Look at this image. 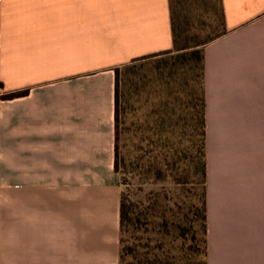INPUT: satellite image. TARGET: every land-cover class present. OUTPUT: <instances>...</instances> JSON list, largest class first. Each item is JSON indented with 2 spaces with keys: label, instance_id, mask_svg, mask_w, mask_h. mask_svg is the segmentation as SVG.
<instances>
[{
  "label": "crops",
  "instance_id": "0c3cea01",
  "mask_svg": "<svg viewBox=\"0 0 264 264\" xmlns=\"http://www.w3.org/2000/svg\"><path fill=\"white\" fill-rule=\"evenodd\" d=\"M221 6L207 264H264V0ZM172 46L169 0H0V264L118 263L115 68Z\"/></svg>",
  "mask_w": 264,
  "mask_h": 264
},
{
  "label": "trees",
  "instance_id": "16d2710c",
  "mask_svg": "<svg viewBox=\"0 0 264 264\" xmlns=\"http://www.w3.org/2000/svg\"><path fill=\"white\" fill-rule=\"evenodd\" d=\"M169 3L173 35L172 48L133 59L115 68L114 169L119 174L120 186L119 261L117 264H207L204 46L224 32L223 11L220 0L222 29L215 36L203 43L180 45L173 4L171 0ZM158 54L172 55V58L188 56L189 69L195 71L191 78L194 86L190 92V98L182 106L181 102L176 100L177 103L179 102V107H169L171 102L162 101L160 109L154 110V117L157 116V118L153 120L152 125L147 123L136 127L141 132L137 148H121L123 107L120 102L122 93L120 85H125L126 80L134 86L135 79L140 78L138 74L140 67L135 64ZM6 97V94L2 95V98ZM170 115L171 117L176 115L174 126L179 121L189 118L193 127L192 131H195L191 137L193 144L191 146L194 150L191 157L186 152L187 146H183V134L173 137L164 134L163 127L166 122L172 123ZM143 142L146 143V148H143ZM165 179H173L176 186L175 191L179 195L172 203L166 195L168 192L165 188L157 190L155 186V189L151 188L147 191V185H156ZM186 183L190 184L192 189L187 200L184 196L185 188L184 192L181 191L182 195L179 192ZM186 203L190 206L192 213L190 228L192 239L195 241L197 235L202 234L201 242L204 245L202 261L197 259L198 249L195 248V244L190 248L181 247L177 250L168 248L169 246L163 249L161 246L150 247L146 243L139 244L138 241L142 238V234L157 231L156 228L168 230L169 226L179 224L182 219L186 221V214H182L183 205ZM160 232L157 231L159 234ZM126 234H129L128 238ZM129 238L134 241L135 247L128 244ZM139 246H149L150 249L148 252H139L136 248ZM149 255H152L151 258Z\"/></svg>",
  "mask_w": 264,
  "mask_h": 264
},
{
  "label": "rangeland",
  "instance_id": "374dc122",
  "mask_svg": "<svg viewBox=\"0 0 264 264\" xmlns=\"http://www.w3.org/2000/svg\"><path fill=\"white\" fill-rule=\"evenodd\" d=\"M171 2L173 4L175 25L180 45H191L196 42L203 43L215 36L222 29L220 0H171ZM201 46L203 47V44ZM187 58L188 56L172 58V55L158 54L138 61L135 64L140 67L138 73L140 78L135 79L134 86L126 80L124 82L125 85H120V89L122 90L120 102L123 107L121 117L123 119L121 148H137L141 132L136 127L141 124L146 125L147 123L152 125L153 120L157 118V116L154 117V110L160 109L162 101L171 102V104L169 103V107H179V102H181L182 106L189 100L190 92L194 86L191 78L195 71L189 69ZM174 63L176 65H172ZM142 84L143 86L141 87ZM176 100H179V102L177 103ZM186 119L185 121H179L174 126L173 122H176V115L172 117L170 115V122L172 123L166 122L167 125L165 124L163 129L165 131L164 134L171 135L172 137L183 134V146H187L186 152L191 157L194 154L193 147L191 146L193 145L191 137L195 131H192L193 127L189 122V118ZM142 145L143 148L147 147L145 142ZM5 150L6 148H0V161L5 160ZM132 181L134 182V180ZM155 186H157V190L165 188V191L168 192L166 195L170 198L171 203L179 196L178 192L175 191L176 186L173 183V179H165L156 185H147V191L151 188L155 189ZM191 190L190 184L186 183L179 192L182 195L181 191H183L187 200L190 197ZM189 208L190 206L187 203L183 205L182 214H186V221L182 219L179 224L169 226L168 230L166 228L158 229L155 227L158 232L161 231L160 234L157 231L142 234V238L138 241L139 244L146 243L150 247L161 246L163 249H167L169 246L168 248L174 250L181 247L190 248V246L195 244V248L198 249L197 259L198 261H202V251L204 249V245L201 242L202 234L199 233L195 241L192 239L190 229L192 213ZM128 236L129 234H126L127 238ZM128 244L135 247L134 241L130 238ZM149 246H141L142 248L139 246L136 248L139 252H148ZM151 256L149 255V258Z\"/></svg>",
  "mask_w": 264,
  "mask_h": 264
}]
</instances>
